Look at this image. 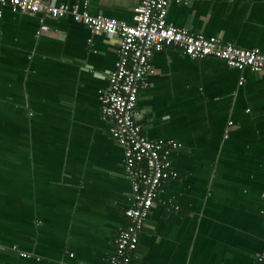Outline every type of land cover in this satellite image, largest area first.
<instances>
[{
    "label": "crops",
    "instance_id": "crops-1",
    "mask_svg": "<svg viewBox=\"0 0 264 264\" xmlns=\"http://www.w3.org/2000/svg\"><path fill=\"white\" fill-rule=\"evenodd\" d=\"M136 2L89 0L88 10L133 23ZM167 21L264 50V0L173 2ZM117 48L118 36L70 17L0 4V264H109L132 201L99 101ZM151 64L136 120L146 138L181 146L132 264H259L264 72L171 45Z\"/></svg>",
    "mask_w": 264,
    "mask_h": 264
},
{
    "label": "built area",
    "instance_id": "built-area-1",
    "mask_svg": "<svg viewBox=\"0 0 264 264\" xmlns=\"http://www.w3.org/2000/svg\"><path fill=\"white\" fill-rule=\"evenodd\" d=\"M136 1L133 23H128L101 13H90L89 0L71 4H55L48 0H0L1 5L16 11L41 12L53 18L70 17L85 24L93 33L118 36L117 57L108 73L106 87L99 91V101L102 119L109 122V133L123 151L124 176L130 183L132 201L124 210L126 225L115 236V250L109 256V264L133 263V254L153 202L165 181L177 176L169 154L181 143L173 138H146L135 117L139 90L149 84L148 77L153 73V53L171 45L192 59L214 56L238 70L250 68L264 72V50L239 47L223 42L216 35L193 32L169 23V4L187 3V0ZM8 248L17 250L16 245ZM19 252L22 256L27 255ZM257 261L264 264V250L257 256Z\"/></svg>",
    "mask_w": 264,
    "mask_h": 264
}]
</instances>
